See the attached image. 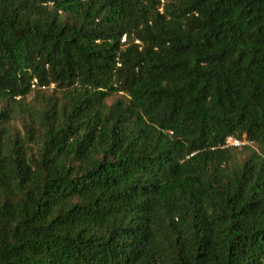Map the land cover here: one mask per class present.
<instances>
[{
  "label": "trees",
  "instance_id": "trees-1",
  "mask_svg": "<svg viewBox=\"0 0 264 264\" xmlns=\"http://www.w3.org/2000/svg\"><path fill=\"white\" fill-rule=\"evenodd\" d=\"M0 264H264V0H0Z\"/></svg>",
  "mask_w": 264,
  "mask_h": 264
},
{
  "label": "built area",
  "instance_id": "built-area-1",
  "mask_svg": "<svg viewBox=\"0 0 264 264\" xmlns=\"http://www.w3.org/2000/svg\"><path fill=\"white\" fill-rule=\"evenodd\" d=\"M123 41H125V39H124ZM229 144H230V145H234V146H240V145H242L240 142H238V141H233V140H229Z\"/></svg>",
  "mask_w": 264,
  "mask_h": 264
},
{
  "label": "rangeland",
  "instance_id": "rangeland-1",
  "mask_svg": "<svg viewBox=\"0 0 264 264\" xmlns=\"http://www.w3.org/2000/svg\"><path fill=\"white\" fill-rule=\"evenodd\" d=\"M115 98H112L111 100H110V103L114 100ZM256 150H258V148H256V147H254ZM259 151V150H258Z\"/></svg>",
  "mask_w": 264,
  "mask_h": 264
}]
</instances>
